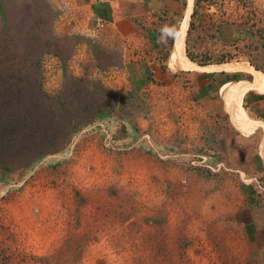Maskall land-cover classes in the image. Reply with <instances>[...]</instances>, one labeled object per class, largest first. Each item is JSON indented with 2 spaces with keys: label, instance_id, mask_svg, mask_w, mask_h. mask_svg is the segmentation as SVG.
Listing matches in <instances>:
<instances>
[{
  "label": "rangeland",
  "instance_id": "374dc122",
  "mask_svg": "<svg viewBox=\"0 0 264 264\" xmlns=\"http://www.w3.org/2000/svg\"><path fill=\"white\" fill-rule=\"evenodd\" d=\"M195 1L202 28L192 41L205 49L187 52L199 65L229 64L245 52L250 17L259 25L252 33L263 35V14L242 10L235 14L242 52L229 46L216 53L208 48L213 16L198 9L221 2ZM51 19L44 0H0V264H264V238L250 235L264 227L257 150L245 141L215 158L205 143L188 152L175 146L166 126L142 123L146 93L120 89L129 79L115 55L92 48V58L81 38L53 35ZM79 46L86 51L80 61ZM258 47L260 62L247 60L255 70L264 62V44ZM9 72L19 79H7ZM36 87L60 105L38 103ZM16 104L22 133L9 121ZM179 123L174 135L184 137L189 124ZM72 125L60 151L8 169L14 137L49 141ZM192 131L202 133L201 124Z\"/></svg>",
  "mask_w": 264,
  "mask_h": 264
},
{
  "label": "crops",
  "instance_id": "0c3cea01",
  "mask_svg": "<svg viewBox=\"0 0 264 264\" xmlns=\"http://www.w3.org/2000/svg\"><path fill=\"white\" fill-rule=\"evenodd\" d=\"M44 1L52 13L50 29L53 35L81 38L88 44V53L92 58L95 57L92 48L110 56L115 55L120 62L119 69L129 79V84L122 85L120 89L146 93L149 112L146 119H142L143 124L167 127L170 142L183 148L187 146L185 152L191 151L198 142V146H204L205 143L209 156L215 158H222L226 147L241 145L247 141L248 146L251 145L253 150H257L256 154L264 172V158L260 155L261 148L264 155V62L261 70H255L248 62H260L255 53L261 49H254V46L264 44V32L261 38L252 33L259 25L255 20L252 23L250 17V21L245 24L251 30L247 38H244L248 40L249 46L241 53L240 46L245 41L241 39L244 36L241 31L243 24L235 18L236 13L247 9L252 11L248 12L249 15L261 12L264 19V0H244L245 3L243 0H219V5L202 6L198 9L209 13L214 19V43L208 44V48L217 53L222 48L231 46L233 49L237 48L235 52L241 53L239 57L230 60L229 64L212 65H199L197 58L188 57L190 51L196 55L205 49V46L192 41L193 35L202 28V25L194 22L197 18L193 14L195 0H192L187 15V0ZM186 16L184 36L176 49L175 36L178 35V29ZM224 17L227 19L223 20ZM260 22L264 30V20ZM172 28L174 32L171 40L168 44H163L162 36ZM163 45H166L165 48ZM77 52L78 61L86 57V51L81 46ZM173 54L175 59L171 62ZM238 60L245 61L247 67H238ZM217 65L226 68L212 70ZM91 66L97 67L92 63ZM253 73L260 75V78ZM141 77L148 79L142 83ZM233 106L248 119V129L241 124L246 129L245 132L237 127L240 124L234 123ZM179 122L189 124L184 137L174 135ZM196 124H201L202 133L195 134L192 131ZM250 235L254 241H261L264 238V227H255Z\"/></svg>",
  "mask_w": 264,
  "mask_h": 264
},
{
  "label": "trees",
  "instance_id": "16d2710c",
  "mask_svg": "<svg viewBox=\"0 0 264 264\" xmlns=\"http://www.w3.org/2000/svg\"><path fill=\"white\" fill-rule=\"evenodd\" d=\"M4 78V77H3ZM3 78H0V86H2ZM7 79L14 78L15 80H18L19 78L17 76L11 75L10 72L6 75ZM2 90V87L0 88ZM37 90V99L38 103H54L55 105L59 106L58 99L50 98L46 95H44L39 88L36 87ZM15 100V97L13 98ZM18 105L11 107L12 112V119L9 121H16L14 125L11 123V129L16 133H22L27 130V128L23 127V124L20 122L21 113H19ZM2 116V115H1ZM0 116V118H1ZM11 116V115H10ZM4 121L3 119H1ZM73 126L69 127V133L60 134L58 138L55 137V139L52 140H45V139H33L29 137H21L17 136L14 137L10 141V148L13 150L14 153H11V160L9 162V170L10 171H16L20 170L26 166H28L31 162H33L35 159L47 155V154H54L60 151L64 145L66 144L70 132L73 130ZM1 128V127H0ZM63 131V130H62ZM62 135V136H61ZM2 143V142H1ZM3 167L2 162H0V168ZM6 169V168H5Z\"/></svg>",
  "mask_w": 264,
  "mask_h": 264
},
{
  "label": "bare ground",
  "instance_id": "6f19581e",
  "mask_svg": "<svg viewBox=\"0 0 264 264\" xmlns=\"http://www.w3.org/2000/svg\"><path fill=\"white\" fill-rule=\"evenodd\" d=\"M188 2L191 4L192 3V0H188ZM190 10V7H188V9H187V11H186V15H187V13H188V11ZM187 17L188 16H186L185 17V19H184V21H183V23L181 24V26H180V28L178 29V35H177V38H176V40H175V48L177 49L179 46H180V43H181V41H182V38H183V36H184V31H185V28H186V23H187ZM181 48V47H180ZM171 55V54H170ZM171 62L175 59L174 58V54L171 56ZM179 59V58H178ZM177 59V60H178ZM183 61V60H182ZM179 62H181V59H180V61ZM176 63V62H175ZM174 63V64H175ZM186 63V62H185ZM184 63V64H185ZM188 63V62H187ZM178 64V63H177ZM183 64V63H182ZM181 64V65H182ZM191 64V63H190ZM232 64V63H231ZM189 65V64H188ZM188 65H186V67L188 66ZM193 65V64H192ZM222 65V64H221ZM177 66V65H176ZM218 66V65H217ZM228 66V65H227ZM232 66V65H231ZM206 67H209V66H206ZM228 67H230V66H228ZM183 68V67H182ZM181 68V69H182ZM189 68V67H188ZM191 68V67H190ZM194 68H197V67H194ZM193 68V69H194ZM220 68H222V69H224V68H226V67H224V66H218V67H212V70H214V69H220ZM232 68V67H231ZM184 69H185V67H184ZM207 69V68H206ZM228 69V68H227ZM251 69V68H250ZM196 69H194V71H195ZM228 71H231V70H228ZM236 71V70H235ZM251 71H252V69H251ZM252 74V73H251ZM255 76H258V74L257 73H253ZM257 78V77H256ZM258 78H260V75L258 76ZM261 78L263 79V76L261 75ZM264 81V80H263ZM261 87H262V85H261ZM234 89V88H233ZM235 90V89H234ZM234 90H233V92H234ZM235 93V92H234ZM233 94V93H232ZM240 94V93H239ZM234 95V94H233ZM237 95V94H236ZM231 102H233V99H232V101ZM233 104V103H232ZM232 104H229L230 106L232 105ZM239 104V103H238ZM242 104V103H241ZM232 107V106H231ZM234 107V106H233ZM239 107V106H238ZM235 108V111L233 112V114H234V123L235 124H240V126L238 125L237 127L239 128V130L241 131V132H245L246 131V129H244L242 126H241V124L244 126V127H247V129H248V126H249V122H248V119L246 118V117H244V115H243V112L242 111H238V109H236V107H234ZM251 119V118H250ZM249 121H251V120H249ZM257 121V120H256ZM233 122V121H232ZM255 124V123H254ZM263 127V126H262ZM237 128V129H238ZM251 129V128H250ZM249 134V133H248ZM260 155H261V158L263 159L264 158V155H263V149L261 148V150H260Z\"/></svg>",
  "mask_w": 264,
  "mask_h": 264
}]
</instances>
